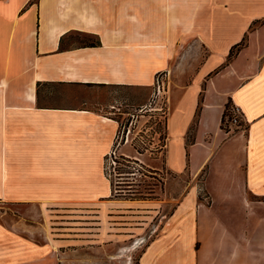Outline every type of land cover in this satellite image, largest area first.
Returning <instances> with one entry per match:
<instances>
[{
    "label": "crops",
    "instance_id": "1",
    "mask_svg": "<svg viewBox=\"0 0 264 264\" xmlns=\"http://www.w3.org/2000/svg\"><path fill=\"white\" fill-rule=\"evenodd\" d=\"M158 74V153L195 182L153 234L54 232L51 208L108 197L113 111ZM230 99L243 126L227 131ZM76 252L84 264H264V0H0V264H83Z\"/></svg>",
    "mask_w": 264,
    "mask_h": 264
},
{
    "label": "rangeland",
    "instance_id": "2",
    "mask_svg": "<svg viewBox=\"0 0 264 264\" xmlns=\"http://www.w3.org/2000/svg\"><path fill=\"white\" fill-rule=\"evenodd\" d=\"M82 39L88 41L91 38L83 36ZM156 78L155 83L149 86L145 93H141L138 99H127L124 102L120 109L123 113L113 111L119 125L109 152L115 153L100 155L101 179L106 180L110 187L108 197L100 198L95 201L96 205L92 206L70 205L51 208V225L54 232H75L80 236L91 231L97 232L109 225L110 229L116 231H129L132 227L141 226L146 233L153 234L155 227L162 224L172 212L176 199L182 195L183 190L188 184L195 182L187 172L178 174L168 170L164 153H158L161 149L160 139L163 135L169 92L168 79L161 75L158 88ZM139 102L144 103V107H138ZM108 110L110 111L107 109L104 112ZM191 140L188 138V142ZM174 145L172 143V148ZM138 150L144 152L139 153ZM20 154L18 153V156L21 157ZM8 155L10 161V153ZM42 156L37 153L31 166L42 164ZM134 159L137 163L133 162ZM152 169H157V173L148 172ZM201 179L202 175L199 176V183ZM153 183H157V186ZM149 184H153V191L148 190ZM137 188L140 193L134 191ZM171 188L175 189L170 191ZM150 203L160 204L157 213L152 212L154 209L149 206ZM105 218L109 220L108 223ZM83 258V253H75L78 263L84 264ZM110 262L136 264L137 257L124 253L113 254L110 255Z\"/></svg>",
    "mask_w": 264,
    "mask_h": 264
},
{
    "label": "trees",
    "instance_id": "3",
    "mask_svg": "<svg viewBox=\"0 0 264 264\" xmlns=\"http://www.w3.org/2000/svg\"><path fill=\"white\" fill-rule=\"evenodd\" d=\"M98 43V41H96V40H93L92 42H91V44L92 45H95V44H97ZM237 108L238 107H236V105L232 102V100L230 99V100H228V102L226 103V105H225V109H224V111H223V115H222V127L224 128V129H226L227 131H229V130H237L238 129V126H234L233 128H230L229 127V123H230V121H232V119L235 117V116H237L238 117V119H240V124H243V120H242V116H241V113H240V111H238L237 112ZM166 138H167V126H166V118H165V123H164V129H163V135H162V138L160 139V141H161V144H160V147H161V149H159V151H162L163 149H164V146H165V143H166ZM145 149V148H144ZM138 152L139 153H142V152H144V151H139L138 150ZM109 153H115V151H112V152H109ZM164 158H165V153H164ZM136 159H134V161L133 162H135V163H137V161H135ZM115 162H118V163H121V162H119V161H117V160H114ZM129 161V160H128ZM140 165H142V164H140ZM143 167V166H142ZM148 172H150V173H157V169H152V170H148ZM111 177V176H110ZM121 184V183H120ZM125 184V183H124ZM127 184H129V183H127ZM154 184V186H157V183H153ZM153 184H149V187H150V189H149V187H148V190H152L153 191V189H154V187H153ZM127 186V185H126ZM133 186V185H132ZM136 186H138V185H136ZM134 191L135 192H138V193H140V191L138 190V188L137 189H134ZM138 198H141V197H138Z\"/></svg>",
    "mask_w": 264,
    "mask_h": 264
},
{
    "label": "built area",
    "instance_id": "4",
    "mask_svg": "<svg viewBox=\"0 0 264 264\" xmlns=\"http://www.w3.org/2000/svg\"><path fill=\"white\" fill-rule=\"evenodd\" d=\"M161 74H158L156 77V83H158V88H160V81H159V78H160ZM240 111L238 108H237V112ZM242 118V117H241ZM230 128H233L234 126H243V124H240V119H238L237 116H235L232 121H230V123L228 124Z\"/></svg>",
    "mask_w": 264,
    "mask_h": 264
}]
</instances>
